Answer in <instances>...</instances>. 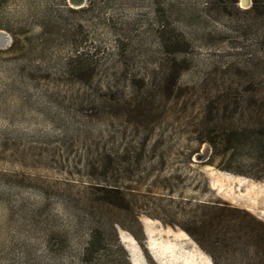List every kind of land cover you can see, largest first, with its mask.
<instances>
[{"label":"rangeland","instance_id":"1","mask_svg":"<svg viewBox=\"0 0 264 264\" xmlns=\"http://www.w3.org/2000/svg\"><path fill=\"white\" fill-rule=\"evenodd\" d=\"M0 0V264H264V0Z\"/></svg>","mask_w":264,"mask_h":264},{"label":"water","instance_id":"2","mask_svg":"<svg viewBox=\"0 0 264 264\" xmlns=\"http://www.w3.org/2000/svg\"><path fill=\"white\" fill-rule=\"evenodd\" d=\"M10 42L9 36L3 31H0V48L8 45Z\"/></svg>","mask_w":264,"mask_h":264},{"label":"trees","instance_id":"3","mask_svg":"<svg viewBox=\"0 0 264 264\" xmlns=\"http://www.w3.org/2000/svg\"><path fill=\"white\" fill-rule=\"evenodd\" d=\"M253 2H252V5L250 6V8H251V11H257V7H258V5H259V1L258 0H252ZM263 238V240H264V237H262Z\"/></svg>","mask_w":264,"mask_h":264},{"label":"bare ground","instance_id":"4","mask_svg":"<svg viewBox=\"0 0 264 264\" xmlns=\"http://www.w3.org/2000/svg\"><path fill=\"white\" fill-rule=\"evenodd\" d=\"M0 31H2V30H0ZM3 32V31H2Z\"/></svg>","mask_w":264,"mask_h":264}]
</instances>
